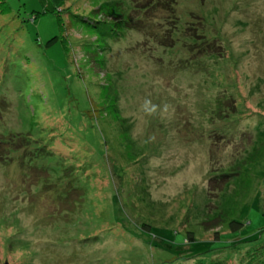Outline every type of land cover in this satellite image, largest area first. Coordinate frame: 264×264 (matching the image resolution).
Segmentation results:
<instances>
[{
	"label": "rangeland",
	"instance_id": "obj_1",
	"mask_svg": "<svg viewBox=\"0 0 264 264\" xmlns=\"http://www.w3.org/2000/svg\"><path fill=\"white\" fill-rule=\"evenodd\" d=\"M51 1L0 2V263L264 264V0Z\"/></svg>",
	"mask_w": 264,
	"mask_h": 264
},
{
	"label": "trees",
	"instance_id": "obj_2",
	"mask_svg": "<svg viewBox=\"0 0 264 264\" xmlns=\"http://www.w3.org/2000/svg\"><path fill=\"white\" fill-rule=\"evenodd\" d=\"M166 2H176L177 0H165ZM1 3H4V9L8 10L9 7L7 5V2L6 0H0ZM40 2L42 3L43 7H44V13H55L56 11V8H55V5L54 3L50 0H40ZM56 14V13H55ZM81 20L82 21H87L88 24H90V26L94 29H98L100 32H102L103 35H106L107 40H116L120 37H122V34L123 32L125 31L123 28H124V25H123V22L127 21L126 19H116V20H112L111 18L109 17H101V18H95L93 16L92 17H86V16H80ZM95 18V19H94ZM108 21V22H107ZM123 27V28H122ZM213 42H215V45H209L208 46V43L211 44V42H208L206 40V47L207 49L205 51H202V54H201V59L207 57V56H210V55H217V53L212 49V47L214 48H217L219 45V40L218 39H212ZM198 49H203L201 47H199V44H198ZM8 142L7 140H0V143L2 144H8L6 143ZM219 177H226V175H221V176H215L213 177L214 180H216L217 178ZM244 226V223L241 222V221H238V220H232L230 222V228H231V231L233 233H239L237 231H240ZM222 238V237H221ZM221 238H220V235L219 233H217V239L218 241H221ZM256 239V238H255ZM187 241L188 242H197V238L196 236L194 237L193 235V232H188V237H187ZM182 256V255H180ZM182 260V259H181ZM172 264H182L181 261H179L178 263L177 262H173ZM196 264H204L203 262H200L198 261Z\"/></svg>",
	"mask_w": 264,
	"mask_h": 264
},
{
	"label": "water",
	"instance_id": "obj_3",
	"mask_svg": "<svg viewBox=\"0 0 264 264\" xmlns=\"http://www.w3.org/2000/svg\"><path fill=\"white\" fill-rule=\"evenodd\" d=\"M0 264H10L8 261L4 262V263H0Z\"/></svg>",
	"mask_w": 264,
	"mask_h": 264
}]
</instances>
